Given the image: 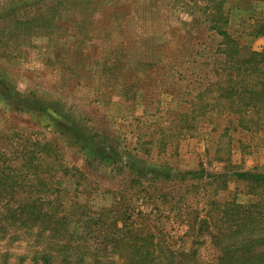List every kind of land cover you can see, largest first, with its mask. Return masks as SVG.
<instances>
[{
	"label": "rangeland",
	"instance_id": "rangeland-1",
	"mask_svg": "<svg viewBox=\"0 0 264 264\" xmlns=\"http://www.w3.org/2000/svg\"><path fill=\"white\" fill-rule=\"evenodd\" d=\"M187 1L80 0L95 9L61 12L62 27L48 35L0 34V162L18 166L27 150L48 175L59 213L72 220L59 233L77 245L73 264H129L127 250L119 257L100 241L114 223L153 242L154 260L137 264L166 263L157 242L173 251L169 264H220L229 243L264 264V113L248 120L212 105L208 91L192 107L184 94L218 80L217 46L205 51L210 25ZM43 2L0 0V13L35 15ZM227 7L229 33L264 28L263 2ZM263 45V35L251 41ZM14 230L0 224V264H43L34 251L49 243ZM47 252L49 264L69 253Z\"/></svg>",
	"mask_w": 264,
	"mask_h": 264
},
{
	"label": "trees",
	"instance_id": "trees-1",
	"mask_svg": "<svg viewBox=\"0 0 264 264\" xmlns=\"http://www.w3.org/2000/svg\"><path fill=\"white\" fill-rule=\"evenodd\" d=\"M42 1L45 2L35 8L37 10L35 11V15L27 16L23 14L22 16H18L19 12L16 9L11 13L1 12V15H9V17H2V19H5V22L0 25L1 36L7 40L16 42L41 33L48 35L54 29L62 27V25L55 22L61 12L70 10L78 14V12L85 11L86 9L89 11L95 9L94 6L91 8L83 6L80 0ZM231 1L189 0L187 1L188 4L186 2L184 5L189 8L197 7V10L199 12L201 10L202 14L205 15V20H208L210 32L206 35L207 41L204 49L206 51L208 46L216 42V54L210 56H213V62H216L214 75L218 80L210 82L204 88H196L194 86L192 87L194 91L183 94L191 96L190 104L192 105L200 103L199 101L208 97V92L217 93L216 97H213L215 103L212 105L223 107V109H230V111L233 109L232 113L241 115V117L245 116L250 120L255 114L261 115L264 113V45L260 51L254 50L251 46V41L255 36H264V28L262 27L258 29V32H255L254 29H250L249 27V31L253 33L251 37H244L238 33H229L227 29L229 8L227 5ZM257 1L264 3V0ZM97 3H100V0H97ZM249 31L247 30V35H250ZM214 85L217 88L213 90ZM181 87L179 85V89ZM207 104L203 106H207ZM236 105L244 107L243 113H240L242 108L238 110L233 108ZM22 151L18 166L8 164L10 159L0 162V224L3 223L5 226L13 227L15 229L14 235L24 232L31 237L37 236L41 240L37 244L39 246L47 241L49 243V245H46L47 247L43 245V247L34 251L43 264L52 262L49 259V256H52L51 253H44L45 250L50 248L53 250H68V254L65 255L63 253L64 256L52 257L51 259L59 261V264H73L74 254L76 253L74 249L77 248V245L74 247L69 245L72 238L63 242L60 239L59 233L61 230H66V234H69L72 220L59 213L63 211V208H61L63 202H57V194L55 195L51 186L47 184L48 175L45 174L43 176L37 169L40 167L38 162L32 157H27L29 151ZM29 166L33 170L25 172L24 168L28 169ZM45 172H48V170ZM201 172L187 171L185 174H197V176L200 174L201 176ZM26 182H33L32 184L34 185L27 190V186H25ZM48 182L52 183L51 181ZM24 189L27 191H23ZM75 204L77 205L78 203L76 202ZM224 215L228 217L231 213L228 211ZM201 221V225L204 224L207 227V220L203 219ZM103 228H106V226L103 225L102 230L100 228L98 232L100 241L102 240L104 247L110 243L111 247H113L114 255L122 257V253L127 250L125 256H127L129 264L150 263L154 260V256H152V252L148 248L150 245H153V242L149 240V236L142 232L140 233L138 230L135 234L129 233L130 236H127L122 226H118L116 223L110 227L108 226V229ZM121 231L125 233H118ZM252 243L250 240H245L242 244H238L245 247L247 244L251 245ZM79 244L83 245V243ZM234 245L237 244L229 243L227 246ZM155 246L165 252V264H169L173 251L169 250L170 248L167 245L166 248L162 243L157 242ZM227 246L223 247L222 255L219 256L220 264H255L256 260L250 257L251 254L249 252L241 253V257H239L236 250H231ZM95 258L99 261L103 260L102 257L98 259L97 254H95ZM111 261L118 262L119 260L112 258Z\"/></svg>",
	"mask_w": 264,
	"mask_h": 264
}]
</instances>
